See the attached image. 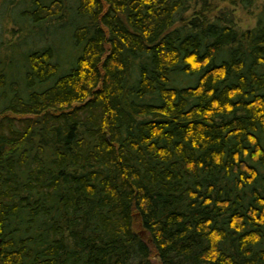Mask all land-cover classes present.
I'll list each match as a JSON object with an SVG mask.
<instances>
[{"label": "trees", "instance_id": "16d2710c", "mask_svg": "<svg viewBox=\"0 0 264 264\" xmlns=\"http://www.w3.org/2000/svg\"><path fill=\"white\" fill-rule=\"evenodd\" d=\"M0 4V264H264V0Z\"/></svg>", "mask_w": 264, "mask_h": 264}, {"label": "rangeland", "instance_id": "374dc122", "mask_svg": "<svg viewBox=\"0 0 264 264\" xmlns=\"http://www.w3.org/2000/svg\"><path fill=\"white\" fill-rule=\"evenodd\" d=\"M1 5V4H0ZM5 8H3L2 6L0 7V19H6L7 20V17L5 16V13H6V11L4 10ZM10 21V20H9ZM8 22V21H7ZM9 25H10V23H9ZM3 30V29H2ZM54 38L55 39H57V40H55V42H56V44H58L59 43V35H58V30L56 29L54 32ZM3 35H4V37L5 38H11L10 36H9V33L8 32H6V30H4V32H3ZM62 51V50H61ZM63 53H64V51H62ZM61 52V53H62Z\"/></svg>", "mask_w": 264, "mask_h": 264}]
</instances>
